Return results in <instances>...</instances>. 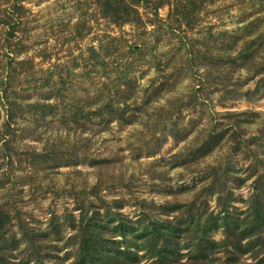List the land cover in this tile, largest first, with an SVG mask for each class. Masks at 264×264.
<instances>
[{"label":"trees","instance_id":"trees-1","mask_svg":"<svg viewBox=\"0 0 264 264\" xmlns=\"http://www.w3.org/2000/svg\"><path fill=\"white\" fill-rule=\"evenodd\" d=\"M22 1L16 0V4L0 16V24L6 29V47L14 54H7L8 62L6 60V64L0 66V105L6 115L0 137H9L3 146L9 152L5 156L6 161L12 163L13 133L19 119L25 118L28 111H34L44 120L52 115L62 124H75L83 131L87 129L85 123L92 120L104 125L115 121L123 126L132 124L148 104L159 97V91L166 87V90L169 89L179 80V77L175 78L178 72L163 76L159 86L151 84L153 88L147 89L140 103L133 102L131 95L137 92V86L131 74L139 63L142 48L131 45L119 51L109 43L105 48L107 55L111 54L110 57L115 56L119 61L114 57L110 61V66H115L113 77L103 83V88L94 91V97L73 96L68 105L23 104L18 95L24 89L18 88L19 84H13L15 77L10 71L13 64H23L16 60L17 53L11 49V38H14L24 11ZM93 3L102 18L117 26L142 24L140 6L150 8L152 16L158 18L159 9L168 5L169 27L176 24V28L181 29L184 25L185 30L192 31L204 0H93ZM261 21L262 26L264 17ZM260 25L253 21L237 33L222 32L223 42L219 43L218 49H214L210 42L192 44L181 41L183 49L185 46L188 52L185 68L195 66L204 69V80L192 92L195 99H202L200 93L207 89L208 83L218 87L223 99L245 98L254 102L264 98V61L257 59L264 52V31ZM112 40L116 41V38ZM215 50L220 53L215 55ZM92 53L100 54L95 49ZM132 54L135 58L129 60ZM120 55L124 57L123 63ZM100 61L99 65L105 66V60ZM242 69L250 71L249 76L245 81L238 78L234 81L233 73ZM84 75H87L86 71ZM173 77L175 80L171 83ZM253 79L254 86L243 91L247 82ZM110 85L116 90L114 100L97 104L103 100L104 91ZM44 86L46 84L40 87ZM65 89L67 87L63 82L57 90L59 95ZM190 107H193V99L184 102L181 98L177 104L171 103V108L163 109V116L168 122L166 131L175 140H184L193 132L174 117L175 112L182 114V109ZM250 114L255 115L256 112L227 113L224 115L226 121L210 122L199 132L187 152L166 160L165 166L172 164V169L186 170L199 167L215 151L220 152L228 146L224 162L207 164L197 172L200 176L193 188L183 186L185 192L192 189V195L184 202L174 199L160 205L138 198L134 204L124 198L110 201L102 192L127 188L129 180L122 173L118 176L114 173L105 175L109 172L111 159L97 160L84 156L81 161L90 159L89 165L97 171V182L89 187L71 189L74 211L52 215L44 228L18 216L17 229L13 231L14 215L7 205H0V264H264V126L257 134L247 137L246 130L252 124ZM165 141L166 137L156 138L147 146V155L153 156L155 148L159 150ZM73 149L77 150L75 146ZM28 150L27 156L30 155L34 166H70L80 161L79 153L72 151L59 152L52 147L40 152L32 148ZM240 153L243 159L249 161L244 169L245 179L236 176V168L232 166V156ZM156 163L160 165L158 162L153 164ZM247 180H251L252 194L243 200L247 204V209L243 211L234 206L237 200L234 189L240 188ZM170 189H166L167 197H176ZM212 200L216 204L213 209L210 205ZM128 205L136 208L133 216L123 212Z\"/></svg>","mask_w":264,"mask_h":264},{"label":"rangeland","instance_id":"rangeland-1","mask_svg":"<svg viewBox=\"0 0 264 264\" xmlns=\"http://www.w3.org/2000/svg\"><path fill=\"white\" fill-rule=\"evenodd\" d=\"M14 4L16 0H0V16ZM21 4L24 11L14 38H11V49L17 53L16 60L23 64H13L10 71L15 77L13 84H19L17 87L24 89L18 95V98L23 99H18L23 104L43 102L68 105L73 96L94 97V91L103 88V83L113 77L115 66L112 68L110 61L116 57L107 55L105 48L109 43L119 51L131 45L142 48L139 63L131 74L137 86V92L131 95L133 102L140 103L147 89L152 87L151 84L154 83L153 87L159 86L163 76L178 72L175 78L179 77V80L169 89L166 90V87L159 91V97L154 98L132 124L120 126L114 121L104 125L92 120L85 123L87 129L83 131L75 124H62L52 115L44 120L34 111H28L25 118L19 119L12 137V163L6 161L5 156L9 152L3 147L9 137H0V205H7L14 215L11 224L13 231L17 229L18 216L44 228L52 215L74 211L71 189L89 187L97 182V171L89 165L90 159L81 161L84 156L97 160L111 159L109 172L105 175L114 173L118 176L122 173L129 180L127 188L102 192L110 201L124 198L134 204L138 198L160 205L174 199L184 202L192 195V189L185 192L183 186L193 188L200 176L197 172L202 171L207 164L224 162L228 146L206 158L200 169H172V164L165 166L166 160L175 154L187 152L202 129L212 121H226L224 115L227 113L256 112L255 115L250 114L252 124L246 130L247 137L257 134L259 128L264 126V98L254 102L245 98L223 99L218 87L208 83L207 89L200 93L202 99H195L192 92L204 80V69L195 66L185 68L188 52L181 45V41L192 44L210 42L215 46L214 49L220 48L218 45L223 42L222 32L237 33L253 21L257 26L260 25L264 17V0H204L192 31L185 30L184 25L181 29L176 28V24L169 27L168 5L159 9L158 18L152 16L150 8L140 6L142 24L117 26L102 18L93 0H23ZM260 28L264 31V24ZM5 30L0 24L1 67L6 64V60L8 62L7 54L14 55L6 47ZM92 49L100 54L92 53ZM218 53L220 51H214L215 55ZM120 58L123 63V55ZM128 58L131 60L135 57L132 54ZM100 59L105 60V66L99 65ZM257 59L263 62L264 52ZM84 71L87 75L83 76ZM249 72L245 69L237 71L233 73V80L245 81ZM174 80L173 77L171 83ZM60 82H64L67 87L61 95L57 91L61 88ZM44 84L46 87H40ZM254 84V79L249 80L243 91ZM107 89L103 100L97 104L114 100L116 90L112 85ZM181 98L184 102L193 99V107L182 109V114L175 112L174 117L193 132L184 140H175L166 131L168 122L163 116V109L171 108V103L177 104ZM5 118V109L0 105V129ZM95 120L99 123L98 119ZM165 137L162 147L159 150L156 147V153L149 157L147 146L156 138ZM49 147L59 152L79 153L80 161L70 166H34L30 155L27 156L28 149L40 152ZM231 159L232 166L236 168L235 175L245 179L244 169L249 161L243 159L242 153L233 155ZM155 162L160 165L153 164ZM167 188H172L170 190L176 197H167ZM234 192L237 197L234 206L246 210L247 204L243 200L252 194L251 180L235 188ZM210 205L213 209L215 201L212 200ZM135 210V207L128 205L123 212L133 216Z\"/></svg>","mask_w":264,"mask_h":264}]
</instances>
